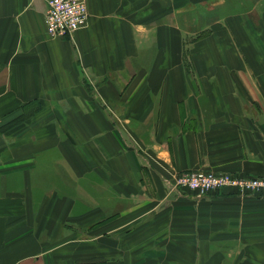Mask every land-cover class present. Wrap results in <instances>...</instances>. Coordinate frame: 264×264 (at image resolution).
I'll return each instance as SVG.
<instances>
[{
    "label": "crops",
    "instance_id": "obj_1",
    "mask_svg": "<svg viewBox=\"0 0 264 264\" xmlns=\"http://www.w3.org/2000/svg\"><path fill=\"white\" fill-rule=\"evenodd\" d=\"M0 0V264H264V0Z\"/></svg>",
    "mask_w": 264,
    "mask_h": 264
},
{
    "label": "built area",
    "instance_id": "obj_2",
    "mask_svg": "<svg viewBox=\"0 0 264 264\" xmlns=\"http://www.w3.org/2000/svg\"><path fill=\"white\" fill-rule=\"evenodd\" d=\"M89 21L87 0H48L46 25L51 37H72L76 31L87 27ZM172 178L168 180L172 190L191 191L200 196L220 190H230L242 197L264 196V177L190 170Z\"/></svg>",
    "mask_w": 264,
    "mask_h": 264
}]
</instances>
